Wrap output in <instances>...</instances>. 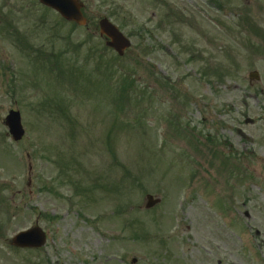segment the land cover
Here are the masks:
<instances>
[{
    "label": "rangeland",
    "instance_id": "obj_1",
    "mask_svg": "<svg viewBox=\"0 0 264 264\" xmlns=\"http://www.w3.org/2000/svg\"><path fill=\"white\" fill-rule=\"evenodd\" d=\"M182 1L199 12L166 41H131L118 59L93 39L91 63L83 30H53L34 0L0 1V235L47 234L35 252L0 238V264H264V0ZM7 21L24 46L5 40ZM69 41L77 68L74 49L58 71L34 57ZM18 108L13 142L4 118ZM146 194L160 205L144 210Z\"/></svg>",
    "mask_w": 264,
    "mask_h": 264
},
{
    "label": "flooded vegetation",
    "instance_id": "obj_2",
    "mask_svg": "<svg viewBox=\"0 0 264 264\" xmlns=\"http://www.w3.org/2000/svg\"><path fill=\"white\" fill-rule=\"evenodd\" d=\"M1 1V0H0ZM37 2V0H34ZM80 13L84 19L83 26L79 27L86 33V41H91L93 35L98 34V20L102 18L108 19L112 24H114L124 36L134 41H166L164 35L171 36V30L168 26L170 23V18L174 15H179L172 11L171 6L163 3L157 2V0H103L104 11L99 19L95 16L92 10H90L87 2H83ZM9 2L1 8L5 11L13 10L14 6H8ZM184 10L187 7H180ZM193 8H195L193 6ZM197 9L199 6L196 7ZM41 12L51 16L55 21L52 20V29L58 26V23L63 22L64 24L70 25V27H77L76 24L64 21L62 18L52 9L41 6ZM30 13V11H29ZM6 16L7 13L4 12ZM9 17V16H8ZM4 20V16L0 14V20ZM61 20V21H60ZM9 25L8 21L6 22ZM12 29V28H10ZM57 35L55 34V37ZM102 37V38H101ZM99 37V41H107L104 36ZM169 41V40H168ZM0 205H2L0 203ZM1 211V207H0ZM8 242L9 239H6Z\"/></svg>",
    "mask_w": 264,
    "mask_h": 264
},
{
    "label": "water",
    "instance_id": "obj_3",
    "mask_svg": "<svg viewBox=\"0 0 264 264\" xmlns=\"http://www.w3.org/2000/svg\"><path fill=\"white\" fill-rule=\"evenodd\" d=\"M43 4L54 8L56 11H58L62 16H64L67 19H72L75 21L79 20V13L78 9L74 8L77 6V8L80 6L75 0H40ZM100 28L105 33H108L110 38L113 40L110 43H108L109 46L113 47L119 54H122L123 50L128 47V42L123 41L122 37L117 33V31L112 28L110 25H106L103 21L100 22ZM250 80H259L258 74L256 72L249 74ZM5 125L9 128V132L11 133L14 140H19L20 137L23 134L19 115L17 112H9L5 119ZM157 201L152 200L151 197H147V203L146 208L151 207L154 205ZM37 229L29 230L24 233L18 234L14 238V244L17 245H26V246H33V243H35L38 240L37 245L42 244L41 237L40 239L37 238ZM35 240V242H33Z\"/></svg>",
    "mask_w": 264,
    "mask_h": 264
}]
</instances>
